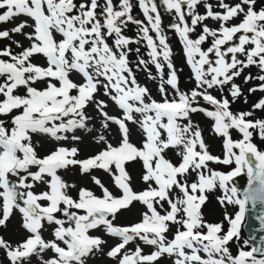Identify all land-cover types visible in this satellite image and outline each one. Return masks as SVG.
<instances>
[{"label": "snow or ice", "instance_id": "snow-or-ice-1", "mask_svg": "<svg viewBox=\"0 0 264 264\" xmlns=\"http://www.w3.org/2000/svg\"><path fill=\"white\" fill-rule=\"evenodd\" d=\"M257 92L264 0H0V264H264Z\"/></svg>", "mask_w": 264, "mask_h": 264}, {"label": "rangeland", "instance_id": "rangeland-1", "mask_svg": "<svg viewBox=\"0 0 264 264\" xmlns=\"http://www.w3.org/2000/svg\"><path fill=\"white\" fill-rule=\"evenodd\" d=\"M201 11H203V9H201ZM136 15L140 16L141 13L137 12ZM163 19H164V23L167 24V23L170 22L171 18L167 14H165ZM209 23H211V22L209 21ZM169 39H170V43L173 46L175 63H176V65L178 67H182L183 68V72L181 73V86L190 88L192 85H191V83L188 80L189 70H188V68L186 66H184V63H183V59H182V55H181V45L178 43L177 38L171 33H169ZM250 71L255 72L256 69L253 68V69H250ZM140 78L143 81L144 77H143L142 74H141ZM251 83H255V81H253ZM150 86L153 89L155 88L154 84H150ZM244 87L246 88L247 85H245ZM261 95H264V94L257 92L254 95L248 97V99H249V104L248 105L243 104V102H237L236 104L233 105V108H235V109H247L249 107V105L253 101H255L256 98H258ZM257 115H259V113ZM195 119L197 121L201 122L202 126L205 127V136L209 137L208 143L211 146V150L214 153L219 154L220 151H221V144H220V141L218 139H213V138L210 137V135H209V133L207 131V124L209 122L204 120V118L202 116H199V115L196 116ZM257 143L258 144L260 143L258 139H257ZM261 147H264V145H261ZM221 167H223V166H221ZM66 178L73 179L74 177L72 176L71 173H69ZM246 178H247L246 175H241L240 177L235 178V180L244 183L246 181ZM209 196H210V200H209L208 204L206 205L204 211L207 213V216H208L209 220H217V219L221 218V215H222V210H221L220 206L217 203V193H215V192L210 193ZM236 210L237 209L235 207H233V206H229V208H228L229 213H234ZM17 220H18V216L14 217L10 221V223H9V228L10 229L14 225L17 224ZM4 233H5V229L0 228V234H4ZM244 240H246V239H245L244 234H243V232L241 230L240 241L236 243L235 247L236 248L245 247L243 245V241ZM247 249H249V244L246 246V250ZM3 259H4L3 253L0 252V260H3ZM93 264H112V262H111V260L107 259L106 257L101 256V257H97L94 260Z\"/></svg>", "mask_w": 264, "mask_h": 264}, {"label": "water", "instance_id": "water-1", "mask_svg": "<svg viewBox=\"0 0 264 264\" xmlns=\"http://www.w3.org/2000/svg\"><path fill=\"white\" fill-rule=\"evenodd\" d=\"M237 187L243 188L247 187V178L244 183L237 180L234 181ZM264 214V206L257 204L255 207L249 203L246 207L245 221L242 224V232L246 240H249V249L252 246H259L260 237L264 236V226L261 224L259 219L260 215ZM255 238L254 240L252 238Z\"/></svg>", "mask_w": 264, "mask_h": 264}]
</instances>
